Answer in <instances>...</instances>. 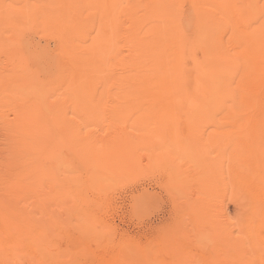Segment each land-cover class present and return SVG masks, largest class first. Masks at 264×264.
<instances>
[{"label":"rangeland","instance_id":"rangeland-1","mask_svg":"<svg viewBox=\"0 0 264 264\" xmlns=\"http://www.w3.org/2000/svg\"><path fill=\"white\" fill-rule=\"evenodd\" d=\"M133 1L0 0L3 264H264V0L147 91Z\"/></svg>","mask_w":264,"mask_h":264},{"label":"bare ground","instance_id":"bare-ground-1","mask_svg":"<svg viewBox=\"0 0 264 264\" xmlns=\"http://www.w3.org/2000/svg\"><path fill=\"white\" fill-rule=\"evenodd\" d=\"M181 0H134L131 3V33L126 38L134 45L133 59L129 64V77L132 87L147 91L165 87L169 74H175L177 68L170 61L179 56L178 45L183 41L187 28H191L189 17L178 21L174 15L171 2ZM200 20L194 27L197 43H206L210 49L219 42L215 29L231 22L238 31H244V25L239 19L233 0H194ZM256 0L250 2L254 7ZM175 6H179L176 4ZM200 41V42H199ZM215 43V44H214ZM221 79L225 71L219 72ZM128 75V74H127ZM168 86V85H167ZM213 86V85H211ZM0 264H3V163L0 164Z\"/></svg>","mask_w":264,"mask_h":264}]
</instances>
